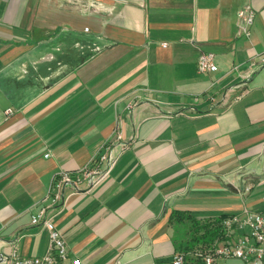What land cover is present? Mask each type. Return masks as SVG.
I'll return each instance as SVG.
<instances>
[{
	"label": "crops",
	"instance_id": "obj_1",
	"mask_svg": "<svg viewBox=\"0 0 264 264\" xmlns=\"http://www.w3.org/2000/svg\"><path fill=\"white\" fill-rule=\"evenodd\" d=\"M113 140L104 178L51 210L83 264H170L173 211L264 210V0H0V255L46 251L52 177Z\"/></svg>",
	"mask_w": 264,
	"mask_h": 264
},
{
	"label": "built area",
	"instance_id": "obj_2",
	"mask_svg": "<svg viewBox=\"0 0 264 264\" xmlns=\"http://www.w3.org/2000/svg\"><path fill=\"white\" fill-rule=\"evenodd\" d=\"M237 15L236 34L248 36L249 26L255 17L254 9L247 5L238 10ZM216 69L212 53L201 52L197 70L207 72ZM113 144L114 140L105 142L89 163L74 170L62 169L52 177L47 193L41 200L42 204L31 215L32 224L47 230L46 251L42 255L27 256L20 254L14 247L8 255H0V264H83L79 257L70 255L63 234L53 223L51 210L63 202L65 187L73 190L90 188L104 178L117 159L113 153ZM219 223L221 233L213 243L190 251L178 250L170 264H184L188 257L199 259L203 264H213L216 257H232L248 264H264V210L244 209L242 213L223 216Z\"/></svg>",
	"mask_w": 264,
	"mask_h": 264
},
{
	"label": "trees",
	"instance_id": "obj_3",
	"mask_svg": "<svg viewBox=\"0 0 264 264\" xmlns=\"http://www.w3.org/2000/svg\"><path fill=\"white\" fill-rule=\"evenodd\" d=\"M223 216L213 219H197L189 212L173 211L170 214V221L180 225V244L178 250L190 251L198 246L209 245L220 236V219ZM179 242V243H180Z\"/></svg>",
	"mask_w": 264,
	"mask_h": 264
}]
</instances>
